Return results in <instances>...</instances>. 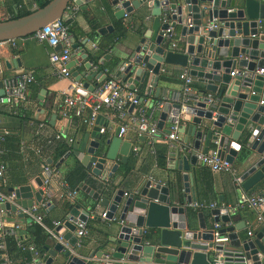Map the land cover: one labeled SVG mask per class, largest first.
<instances>
[{
    "label": "water",
    "instance_id": "water-1",
    "mask_svg": "<svg viewBox=\"0 0 264 264\" xmlns=\"http://www.w3.org/2000/svg\"><path fill=\"white\" fill-rule=\"evenodd\" d=\"M70 1L48 0L43 7L32 9L26 16L0 21V43L29 37L43 25L61 18ZM72 1L75 6H80L87 0ZM108 2L116 8L113 16L117 20L130 15L139 6L149 10L148 17L141 22L138 42L129 61L119 65L115 76L129 89L134 86L132 82L137 83V90L144 83L145 88L157 94L155 86L161 70L166 72L164 67L186 70L193 79L192 87L202 86L203 89L197 92L211 93L218 102L213 110L200 101L184 106L177 130L183 135L181 144L185 145L187 137H190L192 150L198 151L202 139L201 152L206 153L210 144L217 140L218 146L224 148L218 155L232 165L237 150L244 142L249 154L240 166V188L245 193L253 188L264 189V0ZM212 25L214 27L209 28ZM175 28L179 29L180 44L177 50H170L162 35L165 30ZM106 30L110 28H100L98 33ZM74 64L71 59L68 67L74 80L79 81L80 76L71 71ZM89 64L90 61L83 65L85 71H89L86 81L100 82L102 77L92 72ZM18 66L19 61L14 57L0 61V68L4 70ZM236 67L250 73L262 69V74L252 78L229 76ZM93 87L86 82L78 92L84 96ZM2 94L0 83V96ZM179 107L175 103H163L156 121L159 132L168 133L164 127L166 116L170 109L178 110ZM101 125L98 119L82 136L73 152L80 166L94 177L99 176L106 162H114L117 155L120 156L119 163H124L132 148L130 143L118 137L117 129L109 139L99 135ZM193 151L187 154L186 150H182L179 157L175 149L169 155L172 169H176L178 175L170 177L168 183L152 184L150 180L140 179L136 188L125 197L123 190L118 189L109 198L102 199L83 183L79 184L77 191L97 201L105 220L109 222L101 229L102 233L111 236L102 245L111 259L106 264H212L206 250L211 247L214 231L228 238L227 248L239 251L246 264H260L264 252V241L261 240L264 229L254 239L239 240L234 233L237 227H226L233 219L227 208L210 209V223L197 213L196 229L189 228L190 210L184 204L198 202L196 177L191 168L196 164ZM47 162L50 163V160ZM115 168L116 164H113L111 173ZM39 187L38 179L36 190L32 184L15 191L9 189L8 193L14 194L16 206L27 209L40 201ZM0 209L16 212V208L7 203L0 204ZM17 216L23 218L20 211H17ZM87 217L88 213L78 206L69 209L66 221L54 229L66 246L53 241L43 264H93L80 259L75 246L74 224L76 221L85 223ZM25 221L30 223L29 218ZM216 224L219 228L215 230ZM105 255L98 252L94 258L100 260Z\"/></svg>",
    "mask_w": 264,
    "mask_h": 264
},
{
    "label": "crops",
    "instance_id": "crops-1",
    "mask_svg": "<svg viewBox=\"0 0 264 264\" xmlns=\"http://www.w3.org/2000/svg\"><path fill=\"white\" fill-rule=\"evenodd\" d=\"M34 8H37L34 0H0V21L16 19L13 18L15 15L24 12H28L29 14ZM115 9L110 6L108 0H87L81 2L80 6H75L74 12L68 10L65 12L68 16L66 25L71 35L72 45H75V47L72 46L71 48V59L75 61L71 71L76 72L80 76L79 82L82 85L86 82L93 86L96 84L93 80L86 81L89 71H85L83 65L90 61L89 54L96 52L98 47L104 48L105 52L98 59L97 64L103 65L111 73L115 74L119 65L129 61L138 42L141 22L149 14L148 9L139 6L130 15L117 20L113 16ZM106 27H109L110 30H106L102 34L98 33L100 28ZM119 27L123 28L122 36L112 46H108L107 36ZM173 33L177 40L174 50H177L180 44L179 29H173ZM48 53L49 49L45 44L37 43L30 37L0 44V61L13 57L19 61V66L16 69L4 70L0 68V75L11 78L19 74L30 73L34 79L33 83L26 88L25 109L23 111L15 109L17 113H23L24 117L9 114L7 107L0 110V132L7 133L8 136L4 143L3 156L5 157L4 160L7 168L3 178L0 179V188L4 186L8 187L4 191L6 193H8L9 189L15 191L21 187H30L32 184H34L35 190L37 189L39 159L34 151L36 148H40L42 151L48 148L49 142H52L54 134L58 131H62L65 137L74 141L69 144L65 139L62 140L63 144L68 147V150L55 162L57 173L61 178L67 171L76 164H79L73 152L77 149L82 136L90 129L82 125L76 118L62 119L59 116L62 108V93L67 89L68 81L55 80L52 77L53 70L48 63ZM90 65L92 64L90 63ZM165 69L166 72L161 70L155 86L158 89L157 94L154 90L147 93L144 83L142 84L141 88L145 96L143 100L144 106H152L157 101L161 102L168 99L172 93L179 90L180 81L178 80V74L183 70H178L174 67L168 69L164 67L163 70ZM236 70H240V68L236 67L231 72ZM132 84L135 87L137 85L136 82H132ZM194 89L197 91L203 88L197 85ZM159 111L153 113V118L156 121ZM51 117H54V120H51ZM101 119H103L102 125L106 126V131L102 136L109 139L116 130L118 123L114 120L112 121L113 117L110 113L107 116L101 117ZM164 127L167 128V124ZM163 135V133L159 132L158 140L152 143L151 148H148L145 145V141L137 137L133 129H127L121 139L130 143L131 149H134L135 153L131 152L124 163H119L120 156L117 155L114 162H106L104 164L97 177L92 176L90 171H87V176L82 183L98 194L99 183H105L101 178L105 177L106 183H109L113 187L108 197L118 189L129 194L136 188L140 179L150 180L152 184L168 183L170 177L178 175L176 169H172V160L169 158V155L175 151V148L181 146L183 135L177 134V141L170 143L172 148L164 140ZM187 144H192L190 137H187ZM202 147L203 140L201 139L199 151L202 150ZM212 147V144H210L208 151ZM240 149L237 150L232 165L237 177H239L240 166L242 164V162L236 163V157ZM48 153L51 155L56 154L54 148H51ZM181 154V151H178L179 157ZM248 154L249 152L246 150V156ZM113 164H116V168L111 173L110 169ZM124 164L125 166L122 167ZM191 168H193L196 177L198 202L206 205L212 203L215 205V208L219 209L227 208L233 219L226 224V227L236 226L237 228L234 229V233L241 241L254 239L256 234L261 233L262 229H264V216L262 223L258 224L255 222V215L252 211L239 207V197L243 191L235 185L233 178L229 174L211 173L198 164H195ZM53 188L55 189V185H53ZM0 192L2 193L1 190ZM261 192H264V189L258 187L246 192V194ZM27 193L29 192L27 191ZM27 193L24 192V195H27ZM28 195L32 196V194ZM75 202L79 209H83L88 213V217L84 223L85 235L80 238V246L76 248L78 257L89 261L90 259H94L95 254L98 252H104L109 255V252H105L102 245L104 242H108L111 236L101 232V229L105 225H108L109 222L96 217L97 211H102L97 208V201H93L80 192L75 197ZM50 205L51 209L44 212L48 222L51 225L53 221H59L63 224L66 221L69 210L62 209L60 201L55 197L52 198ZM189 210L188 225L190 229H196L197 219L195 213H201L206 223L211 222L210 209L203 208V212L194 211V209ZM26 218L23 215V218L20 219L17 216V212H9L4 220L10 224H18L21 234L25 226L29 224L26 223ZM248 231H251V237L246 236ZM66 232L67 230L64 229V233ZM261 240L264 241L263 232L261 233ZM49 241L50 244L42 259L43 263L48 258V250L51 249L53 244L51 239ZM108 246L112 247L109 244ZM260 264H264V257L261 258Z\"/></svg>",
    "mask_w": 264,
    "mask_h": 264
},
{
    "label": "built area",
    "instance_id": "built-area-1",
    "mask_svg": "<svg viewBox=\"0 0 264 264\" xmlns=\"http://www.w3.org/2000/svg\"><path fill=\"white\" fill-rule=\"evenodd\" d=\"M68 11L74 12L75 5L71 0L68 3ZM66 12V11H65ZM63 13L61 18L50 21L43 25L40 29L33 32L29 37L37 42L42 43L49 49L48 63L51 66L53 73L52 77L55 80L68 81V87L64 93H62V108L59 112V116L62 119L76 118L78 121L88 128H92L96 121L99 119L102 123L101 117L107 116L108 113L113 117L112 121H116L118 137H122L127 129H133L142 140L145 141V145L151 148L152 143L156 142L159 138V131L156 128V120L153 118V113L159 111L164 102L170 104L175 103L180 107L178 110H169L165 123L167 124L168 133L163 135L164 140L170 144L177 141V130L179 124V118L183 112L184 106L187 103L200 101L207 105L209 109H215L217 106V99L211 93L200 94L192 87L193 79L188 76L187 71L183 70L178 74V80L180 81L179 90L172 93L168 99H165L159 103H155L152 106H144V101L138 100L137 89L133 86L132 89L128 88L126 83H123L114 73L109 72L107 69H103L101 72H97L96 66L90 65V70L94 73H98L102 80L96 82L92 91L87 92L82 96L79 94V90L82 88V84L79 81H75L71 76L68 64L71 61L72 42L71 35L66 25L68 16ZM214 25L209 26V28ZM164 39L168 44L170 50L176 48L175 34L172 29L164 31ZM1 44V43H0ZM126 65V64H125ZM262 69L255 70L250 73L244 69L236 70L229 73V76H238L239 78H252L255 75H261ZM34 79L30 73L19 74L15 77L7 78L0 75V83L3 94L0 96V110L2 108H8L9 114L24 117V114L17 113V109L22 111L26 105V88L33 83ZM145 91L149 93L151 90L145 88ZM131 108L130 111L128 109ZM16 109V110H15ZM214 116L215 113L213 112ZM107 120V119H106ZM106 131V126L101 125L98 128V134L103 135ZM5 133L0 134V155L2 154L1 143L3 142V136ZM66 140L71 144L74 141L63 135L62 131H58L54 134L52 141ZM50 144V142H49ZM212 148L206 153L201 151H193L191 144H181L179 148H175L178 151L186 150V153L193 151L195 163L201 167L206 168L211 173H226L229 174L236 186L240 187V181L236 175V171L231 164L226 162L223 158H220L218 152L224 150L218 146L217 140L212 142ZM171 147V144H170ZM172 148V147H171ZM35 154L39 157V180H40V201L36 206L31 205L30 208L22 209L16 206L14 194L1 193L0 192V204L7 203L16 208V212L20 211L22 215L30 219V221L41 225V218L43 213L47 210L51 204L52 198H56L59 201L72 202L76 196L77 188L75 190L68 189L65 183L62 181L57 173L55 166H52L47 162L46 157H40V148L35 149ZM132 153H135L134 149H131ZM151 152V151H150ZM5 172V165L0 162V179H2ZM106 183V178H101ZM55 185V189L53 188ZM127 196L123 193V197ZM98 206V204H97ZM185 207L189 209H213L214 204H204L200 202L185 203ZM239 207H243L252 211L255 215V222L260 224L263 221L264 216V192L257 194H246L243 192L239 197ZM99 208V207H97ZM100 209V208H99ZM101 210V209H100ZM9 212L0 209V264H10L4 254V237H13L18 240L20 226L18 224L7 223L4 218ZM96 217L100 220H105V214L103 211H97ZM62 225V222L53 221L52 228ZM75 246H80V238L85 235V225L83 222H75ZM216 224L214 229H218ZM48 238L52 241H58L63 246H66L61 236L56 235L53 229L44 228ZM247 237H251V231L246 233ZM228 238L225 235H218L215 231L212 234L211 247L206 251L209 253V258L212 264H246V261L239 251L231 250L227 248ZM19 246V242H18ZM23 250V247H21ZM28 252H33L32 246H27ZM264 257V252L262 254ZM88 262L93 264H106L111 262L108 254L102 259L96 260L90 259ZM22 264H43L42 260L32 259L30 262Z\"/></svg>",
    "mask_w": 264,
    "mask_h": 264
},
{
    "label": "trees",
    "instance_id": "trees-1",
    "mask_svg": "<svg viewBox=\"0 0 264 264\" xmlns=\"http://www.w3.org/2000/svg\"><path fill=\"white\" fill-rule=\"evenodd\" d=\"M48 0H34V3L37 8L43 7ZM28 12H24L18 15H15L13 18H20L23 16H26ZM123 34V28L119 27L116 29L112 34L107 36L108 39V46H112L114 42H116ZM105 50L102 47H98L97 51L94 53L89 54V59L90 63L93 66H96L97 72H101L103 69H106L103 65L100 66L97 64L98 59L104 54ZM108 70V69H107ZM213 95V94H211ZM137 96L139 98H142V100L145 99V96L143 95L142 88L137 90ZM156 103H159L157 101ZM3 132H0L2 134ZM7 133L3 136V142L1 143V149H2V154L0 155V162H2L5 165V170L7 168V165L5 164V157L4 156V143L7 139ZM51 145V146H50ZM48 148L44 149L43 151L40 150V157H46L48 160H50V164L52 166L55 165V162L68 150V147L63 144V142L60 141H52L50 142ZM55 150L56 154L51 155L49 154L50 149ZM240 151L238 152V155L236 157V163L238 162H243L244 159L246 158V148H245V143L242 142L240 146ZM243 148V149H242ZM38 157V156H37ZM39 159V157H38ZM233 165V164H232ZM122 165V167H124ZM57 170V169H56ZM87 176V171L80 166L79 164H76L73 168H71L69 171H67L62 177V181L65 183L66 187L68 189H73L75 190L79 184H81L84 179ZM3 178V177H2ZM89 181V180H88ZM8 187L4 186L0 188L2 193H6ZM113 190L112 185L109 183H99V188H98V197L99 198H109L108 196L110 195L111 191ZM80 192L76 193V196ZM75 196V197H76ZM61 207L64 210H69L73 206H77V203L75 202V198L73 201L70 203L68 201H60ZM194 211H204L203 209H195ZM196 215V213H195ZM59 222V221H58ZM41 225H38L32 221L25 226V228L22 230L21 234L19 232V237L17 241L13 237H4L3 239V244H4V254L6 255L7 260L10 262V264H22L26 262H30L34 255L33 252H28L26 250L27 246H32L34 248V253L36 254V257L34 259H43L44 255L46 254V251L48 249V246L50 244L48 235L45 231L44 228L46 229H52V225L48 222L46 214H43V217L41 218ZM19 242V246H18ZM21 247H23V250H21Z\"/></svg>",
    "mask_w": 264,
    "mask_h": 264
}]
</instances>
